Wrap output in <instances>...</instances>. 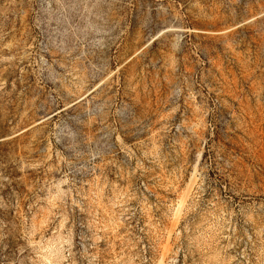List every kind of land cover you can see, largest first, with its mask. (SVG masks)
I'll list each match as a JSON object with an SVG mask.
<instances>
[{
	"label": "rangeland",
	"instance_id": "obj_1",
	"mask_svg": "<svg viewBox=\"0 0 264 264\" xmlns=\"http://www.w3.org/2000/svg\"><path fill=\"white\" fill-rule=\"evenodd\" d=\"M0 264H264V0H0Z\"/></svg>",
	"mask_w": 264,
	"mask_h": 264
}]
</instances>
